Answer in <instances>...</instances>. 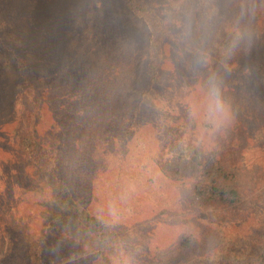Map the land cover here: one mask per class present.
I'll return each instance as SVG.
<instances>
[{
  "label": "trees",
  "instance_id": "trees-1",
  "mask_svg": "<svg viewBox=\"0 0 264 264\" xmlns=\"http://www.w3.org/2000/svg\"><path fill=\"white\" fill-rule=\"evenodd\" d=\"M120 1L133 16L146 23L148 34L143 49L136 45L120 50L115 59L118 73L110 75L113 82L108 94L100 88L95 93V101L101 96L115 104L111 117L125 112V120L118 124L104 120L98 124L101 132H113L105 143L108 153L113 146L114 166L121 170L127 162L125 153L141 126L142 117L152 110L148 99L153 95L165 97L171 111L183 113V123L171 121V111L164 115L162 106L151 117L156 132L171 136L163 145V162L158 164L164 171L161 186L174 198V206L163 207V217L160 214L153 220L149 235L153 237L161 228L173 233L172 240L154 251L149 245L147 254L132 258H139L141 264H189L178 260L184 254L191 261L197 254L215 253L221 244L220 234L228 229L235 230L231 238H235V243L247 242L260 232L253 233L254 228L261 226L260 221L253 220V213L264 209V163H249L245 159V152L250 149H258L264 156V134H257L261 128L264 130V0H198L197 5L196 0H171V12L189 14L195 20L194 26L182 32L147 0ZM19 18L26 19L27 15ZM223 19H228L224 28L219 25ZM212 27L214 32L210 30ZM163 46H168L172 56L180 61L186 60L190 72L196 74L188 86L170 90L165 84L171 71L162 65L166 56ZM31 49L30 43L17 48L12 61L30 98L21 104L16 93L1 97L7 100L6 117L13 131L8 142L11 149L5 148L0 138V156L9 163H22L39 183L23 189L25 194L16 203L15 214L0 239V264H77L78 261L116 264L107 257L105 260L97 257L101 254L98 245L110 230L109 222L96 209L98 205L75 199L77 189L69 181L71 174H75L77 182L83 181L77 174L89 172L88 155L90 165L97 160L101 162L91 151L98 147V138H91L92 141L75 138L73 141L80 144L70 143L71 156L66 142L62 147L67 152L60 154L42 143L39 128L46 117L48 102L24 73L35 62L29 55ZM46 49V44L37 47L38 60L39 50ZM102 83L101 87L107 83L105 77ZM87 107L80 109L76 123L66 125V134L77 128L86 131L88 120H84L96 115L93 106ZM2 114L0 110V120ZM54 124L59 126L57 133L61 136L60 123ZM119 131L126 138L120 147ZM96 166L105 171V165L104 169L101 163ZM133 177L135 183L140 181L135 174ZM33 209L39 214L36 227L43 229L36 237L37 233L30 235L25 221ZM49 216L55 219L51 222ZM72 216L79 226H75ZM0 224H5L1 214ZM251 243L258 245L260 241L251 240ZM151 251L160 258L154 254L151 258ZM231 256L232 260L236 259L228 250L222 261Z\"/></svg>",
  "mask_w": 264,
  "mask_h": 264
},
{
  "label": "rangeland",
  "instance_id": "rangeland-1",
  "mask_svg": "<svg viewBox=\"0 0 264 264\" xmlns=\"http://www.w3.org/2000/svg\"><path fill=\"white\" fill-rule=\"evenodd\" d=\"M147 1L166 14L179 31L191 28L192 24L194 26L195 20L191 15H177L170 11L171 0ZM198 3L200 2L196 0L195 5ZM121 4L120 0H0V99L2 95L6 97L12 93L15 96L16 93L15 97L19 99V102L25 104L30 98L17 77V70L12 65L13 58L17 55V48L21 49L25 43H30L32 49L29 55L35 62H32L30 69H24V73L27 79L46 96L48 102L46 117L39 128L42 143L60 154L67 152L62 147L66 142L65 146L71 156L70 143L75 146L80 144L78 141H73L75 138L79 137L81 141H92L91 138H98V147L94 152L91 148V151L99 156L101 162L97 160L90 165L91 157L88 155L89 172L77 174L83 181L77 182L75 174L71 173L69 178L70 183L73 182V186L77 189L75 199L87 200L92 205H98L96 209L103 212V216L110 224L105 240L98 245L101 247L99 248L101 254L97 257L104 260L109 258L116 264H141L139 258L132 257L140 253L144 255L149 245L153 247V251L158 246L167 245L173 236V233H168L161 228L157 229L153 237L149 235L153 220L160 217V214L163 217V207L174 206V198L161 186L164 182L162 178L164 171L159 166L163 162V145L171 136L165 132H156L151 121V117H154L155 111L161 106L164 115H167L171 109L165 97L157 98L153 95L151 99H148L152 110L150 109L147 115L142 117L141 126L132 140H129L131 145L125 153L127 162L121 170L118 166H114L115 153L113 154L112 142L109 153L106 150L108 144L105 143L113 132L109 133V130L101 132L98 124L102 120L114 125L118 124L125 120V112L111 117L115 104L113 105L107 97L101 96L95 101V93L100 88L108 94V87L113 82L110 75L115 76V73H118L116 68L118 62H115V59L120 50L136 45L143 49L148 34L146 23L133 16ZM20 15H27V18L21 19ZM227 20L223 19L219 25L226 27ZM210 30L214 32V27ZM45 44L47 49L39 50L41 57L38 60L36 49ZM163 49L166 56L162 65L171 71L165 84L171 87L170 90L188 86V83L196 76L195 73L190 72L188 62L184 59L180 61L177 56H172L168 46H163ZM156 55L159 56L160 53ZM36 60L39 66H36ZM205 64H207L206 60ZM34 71L39 75L38 77ZM103 77L107 83L101 87ZM1 101L3 102L0 103V110L3 114L0 120V138H3L5 148L11 149L12 145L8 142L12 137L10 135L13 125L6 117V98ZM87 105L95 108L91 107L96 115L84 120H88L85 125L86 131L81 132L77 128L72 134H66V125L76 123V116L81 112L80 109L89 108ZM118 109L121 110L120 107ZM182 115L183 113L177 114L173 110L169 116L171 121L183 123ZM55 122L60 123L63 131L61 136L57 133L60 128L55 126ZM106 131H108L107 134ZM257 134L263 136L264 130L261 128ZM117 135L120 147L126 138L123 131H119ZM56 137L59 139L55 140ZM259 151L250 149L245 152L246 161L264 163V156ZM80 154H82L81 151ZM97 163L102 164V169L105 165V171L99 170ZM134 174L140 178L137 183L133 180ZM38 183L37 178L30 170L24 169L22 163H9L4 156H0V214L1 218L5 219V224H0V239L4 235V229L7 230L9 227L10 219L13 218L12 214H15L13 212L16 203L25 194L23 189ZM253 214L255 216L253 220L261 222V226L256 230L254 228L253 233L260 232L248 238L247 242L239 240L238 244L235 243V238L231 239L235 230L228 229L220 234L219 243L221 244L215 253L197 254L198 258L196 256L195 260L191 261H188V254H184L178 262L264 264V209L260 208ZM38 215V212L33 209V212L25 216L31 231L30 235L37 233L35 237L38 236L39 231H43L36 227L39 222ZM71 218L75 221V226H79L75 217ZM53 219L55 217L49 216V221L52 222ZM257 239L260 241L258 245L251 243V240ZM228 250L234 253L236 259L232 260L231 256L229 260L222 261ZM152 254L160 258L156 252L152 253V251L151 258ZM155 260H157L156 257ZM81 262L78 261L77 264Z\"/></svg>",
  "mask_w": 264,
  "mask_h": 264
},
{
  "label": "clouds",
  "instance_id": "clouds-1",
  "mask_svg": "<svg viewBox=\"0 0 264 264\" xmlns=\"http://www.w3.org/2000/svg\"><path fill=\"white\" fill-rule=\"evenodd\" d=\"M215 105H216L217 108L220 106V101H219L218 98L215 100Z\"/></svg>",
  "mask_w": 264,
  "mask_h": 264
}]
</instances>
